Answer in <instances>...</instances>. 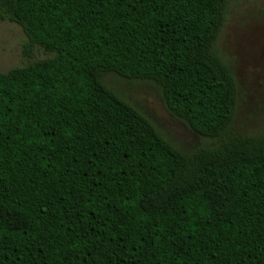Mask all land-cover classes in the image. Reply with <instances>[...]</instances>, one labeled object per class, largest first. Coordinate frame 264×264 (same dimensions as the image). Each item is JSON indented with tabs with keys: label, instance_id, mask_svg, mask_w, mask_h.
<instances>
[{
	"label": "trees",
	"instance_id": "obj_1",
	"mask_svg": "<svg viewBox=\"0 0 264 264\" xmlns=\"http://www.w3.org/2000/svg\"><path fill=\"white\" fill-rule=\"evenodd\" d=\"M238 0H0V264H264V132L235 131ZM39 49L45 59L34 60ZM150 85L181 149L111 84Z\"/></svg>",
	"mask_w": 264,
	"mask_h": 264
},
{
	"label": "rangeland",
	"instance_id": "obj_2",
	"mask_svg": "<svg viewBox=\"0 0 264 264\" xmlns=\"http://www.w3.org/2000/svg\"><path fill=\"white\" fill-rule=\"evenodd\" d=\"M25 42L26 37L18 25L0 23V72L26 62L23 54ZM218 49L238 83L235 131L243 134L264 132V0H238L231 4ZM33 57L34 60L46 58L39 49L34 50ZM110 82L176 147L193 149L209 144L172 118L164 109L159 93L150 85L116 78Z\"/></svg>",
	"mask_w": 264,
	"mask_h": 264
}]
</instances>
